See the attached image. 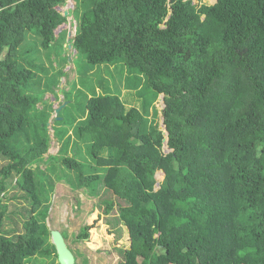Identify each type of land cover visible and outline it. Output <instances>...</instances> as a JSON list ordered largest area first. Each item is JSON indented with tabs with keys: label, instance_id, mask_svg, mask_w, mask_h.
Returning a JSON list of instances; mask_svg holds the SVG:
<instances>
[{
	"label": "trees",
	"instance_id": "16d2710c",
	"mask_svg": "<svg viewBox=\"0 0 264 264\" xmlns=\"http://www.w3.org/2000/svg\"><path fill=\"white\" fill-rule=\"evenodd\" d=\"M199 1L75 0L65 16L66 0H0V264H59L48 225L59 182L117 209L119 264H264V0ZM71 15L76 56L145 77L156 95L142 89V107L163 95V110L94 94L71 120L29 94L27 35L43 50L66 44L55 31ZM50 129L60 148L47 155Z\"/></svg>",
	"mask_w": 264,
	"mask_h": 264
},
{
	"label": "rangeland",
	"instance_id": "374dc122",
	"mask_svg": "<svg viewBox=\"0 0 264 264\" xmlns=\"http://www.w3.org/2000/svg\"><path fill=\"white\" fill-rule=\"evenodd\" d=\"M66 2L69 3L68 6H65ZM66 2L59 8L62 13L68 8L73 10L76 7L75 0H66ZM193 2L198 4L200 1L193 0ZM215 2L216 0H201V3L208 5ZM169 6L171 10H174L176 2H170ZM171 17L172 14H169L161 29H168ZM75 24L74 17L71 15L68 17L66 26L59 27L55 34H60L62 30L73 33L76 29ZM68 39L69 34L66 44L60 41L63 45L54 44L43 50L39 43L36 44L38 39L34 32L27 35L23 44L28 49H34L35 52L22 56L27 60L35 59L32 63L35 65L33 72L36 74L34 79L36 86L28 91L29 94L44 97L42 103L53 105L54 109L64 106L61 111L65 117H69L71 120H80L86 116L87 101L94 94L117 95L124 100L127 107H137L142 111L147 106L150 118H152L155 108L163 110L165 107L163 96L155 99L153 95L156 94L147 88L145 77L132 73L127 68H122V64H119L118 68L112 72L105 70L102 73L99 66H92L82 56H76L75 51L69 48ZM129 82L133 83V88L139 85V89H131L128 86ZM145 87L146 91L153 94L149 100L152 104L142 107L140 96ZM44 92H46L45 95H43ZM144 98L148 99V93ZM61 101L62 104H60ZM68 102L71 103L68 104ZM54 117L51 119L50 128H52ZM159 122L160 126L163 125L162 117L159 118ZM50 134L53 140L47 155L57 153L60 148V144L53 138L52 129H50ZM164 152L168 153L169 150L165 148ZM164 177L162 172H158L156 175L158 182H162ZM11 194V191L8 192L6 199L2 200L7 202L8 211L19 204L15 203L13 199H9ZM101 195L108 194L102 192ZM109 195L112 194L109 193ZM105 198V196H90L85 190H72L65 182H59L56 185L48 225L50 229L59 230L65 236L69 248L76 257V264H119L121 256L117 249L129 246L128 234L124 227L122 228L124 229L123 235H117L118 241L115 240L113 232L116 228L108 224V220H115L117 209L113 210L110 215H106L104 212L106 205L102 202ZM85 226H90V235L87 238H81L79 235Z\"/></svg>",
	"mask_w": 264,
	"mask_h": 264
},
{
	"label": "water",
	"instance_id": "95a60500",
	"mask_svg": "<svg viewBox=\"0 0 264 264\" xmlns=\"http://www.w3.org/2000/svg\"><path fill=\"white\" fill-rule=\"evenodd\" d=\"M217 2V0H216ZM67 4L65 6H68V2H66ZM69 13V8L65 10L63 15H68ZM72 36V32L69 33V40ZM64 108V106L59 107V108H55L54 114L53 116H58L60 114V111ZM57 120H61V118H56ZM160 129L164 131V151L165 148H167V150H169V152L171 151L168 148V132H166V126L163 124L160 126ZM168 152V153H169ZM166 153V152H165ZM162 173H164L163 171H161ZM165 176V173H164ZM160 185V181L158 182L157 186L159 187ZM51 241L53 243V245L56 248L57 251V255H58V263L59 264H76V257L73 254V251L69 248V245L65 239V237L63 236L62 232L59 230H52L51 231Z\"/></svg>",
	"mask_w": 264,
	"mask_h": 264
},
{
	"label": "clouds",
	"instance_id": "9594fccd",
	"mask_svg": "<svg viewBox=\"0 0 264 264\" xmlns=\"http://www.w3.org/2000/svg\"><path fill=\"white\" fill-rule=\"evenodd\" d=\"M60 7H58V9H59ZM59 12H61L60 11V9L58 10ZM69 11H70V9H69ZM64 14V13H63ZM68 16H69V13H68ZM63 26H66L65 24H63L62 26H60V27H62L63 28ZM75 31H76V29H75ZM75 31H73V32H75ZM70 32H72V31H69L68 32V34L70 33ZM73 34V33H72ZM161 96H163V95H161ZM163 99V98H162ZM164 102V101H163ZM161 172V171H160Z\"/></svg>",
	"mask_w": 264,
	"mask_h": 264
},
{
	"label": "crops",
	"instance_id": "0c3cea01",
	"mask_svg": "<svg viewBox=\"0 0 264 264\" xmlns=\"http://www.w3.org/2000/svg\"><path fill=\"white\" fill-rule=\"evenodd\" d=\"M123 100V99H122ZM124 101V100H123Z\"/></svg>",
	"mask_w": 264,
	"mask_h": 264
}]
</instances>
